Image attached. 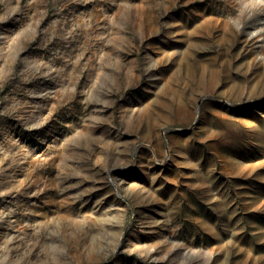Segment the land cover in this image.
Returning a JSON list of instances; mask_svg holds the SVG:
<instances>
[{
  "label": "rangeland",
  "instance_id": "1",
  "mask_svg": "<svg viewBox=\"0 0 264 264\" xmlns=\"http://www.w3.org/2000/svg\"><path fill=\"white\" fill-rule=\"evenodd\" d=\"M0 264H264V0H0Z\"/></svg>",
  "mask_w": 264,
  "mask_h": 264
}]
</instances>
